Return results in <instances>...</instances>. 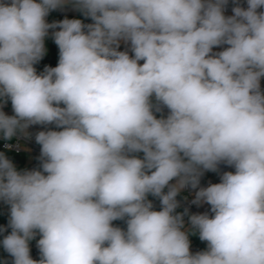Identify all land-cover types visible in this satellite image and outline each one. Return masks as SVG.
<instances>
[{
	"label": "clouds",
	"instance_id": "9594fccd",
	"mask_svg": "<svg viewBox=\"0 0 264 264\" xmlns=\"http://www.w3.org/2000/svg\"><path fill=\"white\" fill-rule=\"evenodd\" d=\"M232 2L230 16L229 0L0 2V134L61 129L35 134L38 168L0 152L13 264H264V0ZM68 4L92 23L47 22ZM49 29L58 64L37 73ZM221 164L235 171L199 187ZM187 187L212 213L191 230L176 212ZM195 234L207 249L193 254Z\"/></svg>",
	"mask_w": 264,
	"mask_h": 264
},
{
	"label": "built area",
	"instance_id": "2783aa9c",
	"mask_svg": "<svg viewBox=\"0 0 264 264\" xmlns=\"http://www.w3.org/2000/svg\"><path fill=\"white\" fill-rule=\"evenodd\" d=\"M0 2H4V0H0ZM7 2H10V0H7ZM239 4L242 7H245V8L247 7L246 0H239ZM233 6H234V4H233L232 0H229V3L225 9V15L226 16H230L233 14L232 13ZM259 11H264V9H259ZM57 17H58V21L67 18L60 11L57 12ZM46 20L49 23L48 16L46 17ZM57 30H59V29H49V36L52 38L53 42H54V39H53L52 33L54 31H57ZM120 45H121V48L119 49L120 51H126L127 50V51H129V54L132 55V53L130 51V44H126L124 42H121ZM226 47H227V45L216 47L213 49V51L219 52V51H222ZM260 87H261V90L264 91V78H261ZM10 112L13 113L12 106H10ZM160 113H162L164 116H166L168 114L167 108H165V109L163 108L162 112H160ZM52 128H53V125H48V126L33 125V126L29 127V129H28V132L31 134L30 138H24L23 136L17 135L12 140H5L2 136V134H0V148L2 150L12 151L15 153L22 152V153L29 154L32 158V165L30 167V170L34 169L40 165V160L38 158L40 156V148H41V146L35 142V134L39 131L49 130ZM7 157L11 160V158L9 156H7ZM219 167H220L219 172H211L210 176H207L204 179L200 180L199 187H207L210 184H215V180H220L221 174L225 171H233V172L235 171L234 168L226 166L224 164H221ZM193 192H194V189H192L191 187H187L183 190L182 196L177 197V200L179 201V205L183 208V211L181 213H183L185 211V209H187L188 213H190L191 215L203 214V213L207 212L211 216L212 213L210 212V206L209 205L202 204V205L198 206V205L192 203V200L194 199ZM5 205H6L5 202L0 201V210ZM185 217H186V215L184 216V218ZM8 221H9L8 219H2L0 216V227L7 228ZM10 231H11V229L8 228L6 232L1 233L2 239H3V236L7 235ZM1 247H2V245H1ZM30 249H31L33 257L39 256V249L37 247V242L31 241L30 242ZM190 250H192L194 252V254L196 252L203 251L201 246L194 241L191 242V244H190Z\"/></svg>",
	"mask_w": 264,
	"mask_h": 264
},
{
	"label": "crops",
	"instance_id": "0c3cea01",
	"mask_svg": "<svg viewBox=\"0 0 264 264\" xmlns=\"http://www.w3.org/2000/svg\"><path fill=\"white\" fill-rule=\"evenodd\" d=\"M53 11L56 13L58 11L62 12L68 19H81L84 24L92 23L90 18L85 17L81 12L76 10L71 4H68V5L64 6L63 8H59V9H56ZM120 48H121V45H120ZM47 51H48V49H47ZM140 63H143V61H140ZM2 110L5 112L6 115H10V107L7 105V103L3 105ZM55 130H61V129L56 128ZM139 155L143 156V153H139ZM12 162L18 170H24V169L30 170V167L32 165V158L29 154L23 153V157L21 160H14ZM38 167L39 166H37L36 168H38ZM210 175H211V171H206L201 176L200 180H202L205 177L210 176ZM219 182H220V180H215V183H219ZM170 183H175V181H172ZM183 190L180 192V194L177 197L182 196ZM196 190H198V189L194 190L193 196H195ZM165 191H167V189H165ZM9 212H10L9 205L6 204L5 206H3L1 208V212H0V214L2 216L1 218L9 220ZM189 215H191V214L188 213V215H186V217L184 218V222H185V228L191 230V225L189 223ZM195 236H196V238H195ZM39 238H40L39 235H37L36 239H34L33 241L37 242V240ZM1 240H2V234L0 233V241ZM189 240H190V244L193 241L198 243L201 246V248L203 249V251L207 249V242L201 241L198 234L190 235ZM190 251L194 254V252L192 250H190ZM30 254L32 256V252H30ZM32 258L38 260L40 258V254L38 257L32 256ZM0 264H13L12 257L1 247V245H0Z\"/></svg>",
	"mask_w": 264,
	"mask_h": 264
},
{
	"label": "trees",
	"instance_id": "16d2710c",
	"mask_svg": "<svg viewBox=\"0 0 264 264\" xmlns=\"http://www.w3.org/2000/svg\"><path fill=\"white\" fill-rule=\"evenodd\" d=\"M48 20H49V23H52L54 21H58L57 13L54 12V11H51L49 13V15H48ZM45 46L48 49V51L46 52V54L43 57V59L40 60L39 63L34 65V67L37 70V73L42 72L44 70L45 66L55 67L58 64L59 49H58L57 45L53 42L52 38L49 35H48V37L45 40ZM7 105L10 107L11 106V102L8 101ZM11 115H13V113L10 112L9 116H11ZM156 115H157L158 118L160 116H164L160 112L156 113ZM52 129L53 130L56 129L55 125H53ZM0 152L4 153L6 156H9L12 161L21 160L22 157H23V153L22 152L15 153V152H12V151L2 150L1 148H0ZM139 156L142 157L141 155H139ZM148 199L151 200L152 203H153V210H156V211L161 210V204L159 203L160 200L157 197H153V196L149 195ZM182 211H183V208L179 205V207L176 209V212L181 213ZM0 212H1V210H0ZM0 216H1V214H0ZM113 225L121 227V228L126 230V223L123 220L113 221ZM195 238H196V236H195Z\"/></svg>",
	"mask_w": 264,
	"mask_h": 264
}]
</instances>
